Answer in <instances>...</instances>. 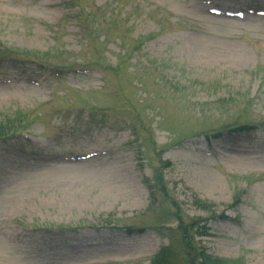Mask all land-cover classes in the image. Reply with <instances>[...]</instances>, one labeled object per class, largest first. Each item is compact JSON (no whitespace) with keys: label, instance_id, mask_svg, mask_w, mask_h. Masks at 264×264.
Instances as JSON below:
<instances>
[{"label":"rangeland","instance_id":"obj_1","mask_svg":"<svg viewBox=\"0 0 264 264\" xmlns=\"http://www.w3.org/2000/svg\"><path fill=\"white\" fill-rule=\"evenodd\" d=\"M5 136L0 264H264V0H0Z\"/></svg>","mask_w":264,"mask_h":264},{"label":"trees","instance_id":"obj_2","mask_svg":"<svg viewBox=\"0 0 264 264\" xmlns=\"http://www.w3.org/2000/svg\"><path fill=\"white\" fill-rule=\"evenodd\" d=\"M17 135L18 134L12 135V137L13 136H17ZM10 137L11 136L1 137L2 139L0 141H2V140H8ZM201 258H202V263L201 264H228L226 260H223V259H220V258H217V257L216 258H213L211 256L208 257V256L204 255Z\"/></svg>","mask_w":264,"mask_h":264}]
</instances>
